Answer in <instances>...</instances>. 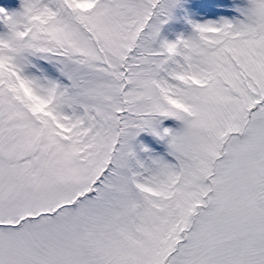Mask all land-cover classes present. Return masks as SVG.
I'll return each mask as SVG.
<instances>
[{
  "label": "snow or ice",
  "instance_id": "1",
  "mask_svg": "<svg viewBox=\"0 0 264 264\" xmlns=\"http://www.w3.org/2000/svg\"><path fill=\"white\" fill-rule=\"evenodd\" d=\"M0 264H264V0H0Z\"/></svg>",
  "mask_w": 264,
  "mask_h": 264
}]
</instances>
